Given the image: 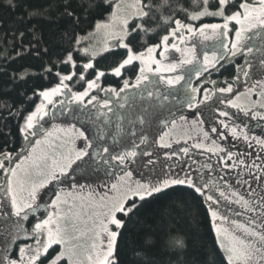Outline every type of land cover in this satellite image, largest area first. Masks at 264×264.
I'll return each mask as SVG.
<instances>
[{"label":"snow or ice","instance_id":"1","mask_svg":"<svg viewBox=\"0 0 264 264\" xmlns=\"http://www.w3.org/2000/svg\"><path fill=\"white\" fill-rule=\"evenodd\" d=\"M24 8L29 19L56 24L59 51L41 46L34 26L25 51L42 59L35 74L51 86L32 91L26 114L4 105L23 143L0 149V264H123L119 244L129 223L149 199L177 189L200 199L226 264H264V0H203L194 12L171 0ZM106 56L111 63L98 67ZM241 56L234 76L211 79ZM29 75L23 69L11 79L23 84ZM57 114L67 124L46 127ZM189 125L200 133L191 148L216 157L223 188L212 164L194 168L198 161L184 160L190 148H174L188 143L174 133ZM220 170H236L244 192ZM99 173L115 177L104 192L77 180ZM228 221L232 229L223 226ZM169 243L187 247L183 237Z\"/></svg>","mask_w":264,"mask_h":264},{"label":"trees","instance_id":"2","mask_svg":"<svg viewBox=\"0 0 264 264\" xmlns=\"http://www.w3.org/2000/svg\"><path fill=\"white\" fill-rule=\"evenodd\" d=\"M15 2L21 6L13 10L8 6L7 0H0V149L7 144L13 151L20 149L23 142L18 135L17 118L9 117L4 105L26 114L34 106L27 99L32 91L51 86L48 80L35 74L38 73L42 59L25 51L33 40V27L42 36L41 46L48 45L50 54L59 51L54 40L56 24L47 20L29 19L24 8L25 5L43 7L49 0ZM171 2L189 12L198 11L203 6V0ZM239 2L240 0H236L237 4ZM97 18H100L99 15ZM84 27L87 28L86 25ZM20 33H24V36L21 37ZM153 39L155 41L156 38ZM18 52L21 55L17 56ZM242 60L241 56L235 62L225 64L218 75L213 72L211 79L224 80L234 76L235 63ZM111 61L112 57L106 56L98 59L97 66L107 67ZM23 69L28 70L29 78L23 84L14 83L12 76ZM108 83H113L111 78L105 80V85ZM205 86L212 87L211 84ZM174 236L186 240L187 247L183 251H176L170 246L169 241ZM148 239H151V244L145 243ZM138 250L142 251L143 258L133 255ZM119 253L123 264H226L223 253L215 243V234L211 231L206 209L200 199L181 189L158 195L143 204L120 238Z\"/></svg>","mask_w":264,"mask_h":264},{"label":"flooded vegetation","instance_id":"3","mask_svg":"<svg viewBox=\"0 0 264 264\" xmlns=\"http://www.w3.org/2000/svg\"><path fill=\"white\" fill-rule=\"evenodd\" d=\"M230 111H235V110H230ZM49 123H50V117L48 118V122L46 124H49ZM190 128H193V127L190 126ZM205 128H207V126H205ZM164 130H167V129H164ZM256 131L259 132V129H257ZM181 132L182 131H176L174 134L176 136H178V137L185 138L184 136H186V135H188V133H190V129L187 130V131H184V133H181ZM197 137L198 136H194V138L192 140L190 139V136L186 137V139H188V143L187 144H184L183 143V139H182L181 144L180 145H174V148L178 151L179 147H181V146L189 147L190 148V156L189 157H184V160L187 161L188 164H191L192 160L198 161L197 164L192 165L194 168H199V166L204 164L205 162H208V163L212 164L213 165V169H214L212 171V178H213V180H216L217 182H219L221 187L223 188V181H218L217 171H215V169L219 168V166L217 164L216 157L213 156L211 158V160H209L208 159V156H209L208 153H204L200 149L191 148V144L192 143L198 142ZM77 143H78L79 147L83 146L82 142L78 141ZM225 143H227V142H225ZM233 151H235V149H233ZM161 161H162V155H161ZM169 163H171V162H169ZM185 167H187V165H185ZM219 174L220 175H226L228 180H229V182L231 184H233L234 186L239 188V190L241 192H244V188H240L238 185H236V179H235L236 170H233L231 173H228V174H226L223 170H220ZM134 179H140V174L138 172L134 175ZM77 180H78L79 183H82V184H91L94 188H97L98 191L104 192L106 189L103 187V185H105V184L110 185L112 182L115 181V177H111L110 178L108 176H105L103 173H99V174H94V175H92L90 177H87V178L80 177L78 175L77 176ZM71 182H72L71 180L66 181L64 186L70 187ZM253 186L255 187V184ZM49 192H50V189L44 190V193L42 194V198H41V203H44V202H46L48 200V193ZM232 207H233V205H232ZM236 207L237 206L234 205V208H236ZM230 218L239 219L241 221H243L245 219L244 216L236 217L235 214H233ZM32 222H33V219L30 218V220L27 222V226L30 227Z\"/></svg>","mask_w":264,"mask_h":264},{"label":"rangeland","instance_id":"4","mask_svg":"<svg viewBox=\"0 0 264 264\" xmlns=\"http://www.w3.org/2000/svg\"><path fill=\"white\" fill-rule=\"evenodd\" d=\"M124 2H128V0H124ZM211 22H215V21H211ZM101 39H102L101 37H96L95 40L93 41V43H95L97 40H101ZM201 39L202 38H200V37L194 38L195 42L198 45H200ZM205 43H211V42H205ZM177 56H178V54H177ZM240 91H243V88L242 87L240 88ZM57 99H60V98L58 97ZM112 99L113 100H116L115 97H113ZM184 114L188 116L189 121L192 119L191 114L188 113L186 110H185ZM52 123H56V124H60V125L64 126V125L67 124V118L66 117H62V116H59V114H57V117L55 119H53L50 116V123L49 124H45V126L46 127H50ZM179 124H180V122L178 121V125ZM189 129H190V133H188V135L184 136L185 137L184 139H186V137H189L190 136V139L192 140L194 138V136H200L199 130L197 128H194V127L193 128H190V125L189 126H178V128H177L176 131H182L181 133H184V131H187ZM233 208H234V205H233ZM225 214L228 215L229 217H231L234 213H232V212H226ZM223 226L224 227H228L230 229H232L234 227V226L231 225L230 221L225 222Z\"/></svg>","mask_w":264,"mask_h":264}]
</instances>
